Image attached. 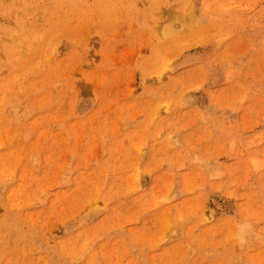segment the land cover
Wrapping results in <instances>:
<instances>
[{"label": "rangeland", "instance_id": "374dc122", "mask_svg": "<svg viewBox=\"0 0 264 264\" xmlns=\"http://www.w3.org/2000/svg\"><path fill=\"white\" fill-rule=\"evenodd\" d=\"M0 264H264V0H0Z\"/></svg>", "mask_w": 264, "mask_h": 264}, {"label": "bare ground", "instance_id": "6f19581e", "mask_svg": "<svg viewBox=\"0 0 264 264\" xmlns=\"http://www.w3.org/2000/svg\"><path fill=\"white\" fill-rule=\"evenodd\" d=\"M168 12H169V11H168ZM170 31H171V30H170ZM169 65H170V64H169ZM167 66H168V64H167ZM167 66H166V67H167ZM164 70H166V69L164 68ZM242 229H244V228H242ZM242 229H240V230H241V233L244 232V231H242ZM239 233H240V231H239ZM244 233H245V232H244ZM242 234H243V233H242ZM243 235H245V234H243ZM241 238H242V237H241Z\"/></svg>", "mask_w": 264, "mask_h": 264}]
</instances>
